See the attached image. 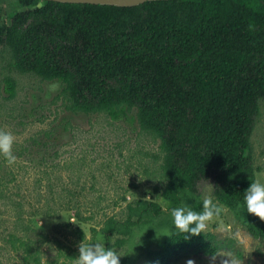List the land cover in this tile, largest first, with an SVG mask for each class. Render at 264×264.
Returning a JSON list of instances; mask_svg holds the SVG:
<instances>
[{
    "label": "trees",
    "instance_id": "obj_1",
    "mask_svg": "<svg viewBox=\"0 0 264 264\" xmlns=\"http://www.w3.org/2000/svg\"><path fill=\"white\" fill-rule=\"evenodd\" d=\"M16 1L20 10L12 16L0 8V47L9 52L10 68L61 83L56 100L69 113L122 120L135 110L141 132L159 142L157 173L168 206L129 202L123 217H108L101 229L106 246L111 239L128 247L121 264H137L142 256L147 264H173L216 255L214 234L186 238L170 216L182 196L202 208L208 188L264 241V220L243 204L256 178L252 137L264 102V0H159L135 7ZM4 82L6 98L14 99L17 80L8 75ZM75 217L93 219L78 210ZM92 233L94 240L98 232ZM73 234L79 242L86 237L78 227ZM12 243L24 248L23 264H42L29 242L13 237ZM58 243L59 256L73 262L79 250Z\"/></svg>",
    "mask_w": 264,
    "mask_h": 264
},
{
    "label": "rangeland",
    "instance_id": "obj_2",
    "mask_svg": "<svg viewBox=\"0 0 264 264\" xmlns=\"http://www.w3.org/2000/svg\"><path fill=\"white\" fill-rule=\"evenodd\" d=\"M0 8L9 16L20 10L16 0H0ZM10 61L8 50L0 47V129L15 135V160L9 162L0 153V264L24 263V248L16 250L13 237L29 242L42 264L56 260L75 264L59 256L58 245L79 250L74 227L84 230L88 240L95 228L94 240H104V220L123 217L127 203L151 199L168 206L162 200L163 185L157 173L159 142L141 132L135 110L122 120L69 113L56 100L61 83L20 74L10 68ZM8 75L18 83L14 99L6 98ZM252 156L256 178L264 179V102L252 137ZM122 195L128 197L127 202L120 200ZM77 210L93 219L78 220ZM222 213L205 231L219 242L216 259L189 255L173 264H187L188 259L196 264H220L221 257H229L234 264H264V241L250 232L235 210L224 207ZM137 264H147L146 257Z\"/></svg>",
    "mask_w": 264,
    "mask_h": 264
},
{
    "label": "clouds",
    "instance_id": "obj_3",
    "mask_svg": "<svg viewBox=\"0 0 264 264\" xmlns=\"http://www.w3.org/2000/svg\"><path fill=\"white\" fill-rule=\"evenodd\" d=\"M14 143V133L0 129V153H3L9 162L15 160ZM243 204L248 213L264 220V179L259 176L251 179L250 185L243 193ZM223 208L224 205L210 193L202 197V208L199 209L191 206L182 196L179 204L170 208V216L175 228L187 238L189 233L193 236L204 233L209 222L220 216ZM109 241L111 246H106L103 238L88 240L84 237L78 245L79 255L75 258V264H121L125 246L118 247L113 240ZM212 259L215 260L216 257L213 256ZM187 264H196V261L188 259ZM220 264H234V261L229 257H221Z\"/></svg>",
    "mask_w": 264,
    "mask_h": 264
},
{
    "label": "water",
    "instance_id": "obj_4",
    "mask_svg": "<svg viewBox=\"0 0 264 264\" xmlns=\"http://www.w3.org/2000/svg\"><path fill=\"white\" fill-rule=\"evenodd\" d=\"M61 3H87L94 5H112L118 7H135L146 2L159 0H50Z\"/></svg>",
    "mask_w": 264,
    "mask_h": 264
}]
</instances>
